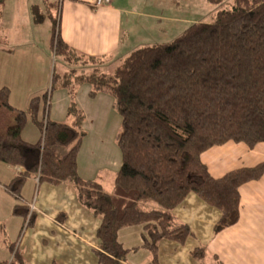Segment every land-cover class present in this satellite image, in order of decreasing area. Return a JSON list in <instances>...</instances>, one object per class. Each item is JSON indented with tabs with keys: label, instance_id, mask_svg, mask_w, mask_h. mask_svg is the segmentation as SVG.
Segmentation results:
<instances>
[{
	"label": "trees",
	"instance_id": "1",
	"mask_svg": "<svg viewBox=\"0 0 264 264\" xmlns=\"http://www.w3.org/2000/svg\"><path fill=\"white\" fill-rule=\"evenodd\" d=\"M228 1L207 0L211 5ZM4 2L0 0V8ZM46 3L51 12L60 9L59 0ZM51 12L32 9L35 24L47 17L53 22L51 89L25 111L10 105L8 88L0 89V162L25 170L7 190L19 199L33 176L41 182L74 184L80 203L101 220L99 264H124L129 251L119 233L133 226H144L143 248L159 264L161 241L184 244L192 236L190 227L174 215L191 194L221 212L215 233L238 224L240 189L264 176V162L215 178L202 156L229 143L249 149L264 143V0H235L213 23L194 24L171 43L139 48L113 71V58L86 56L70 47ZM84 84L92 87L91 98L100 93L113 97L122 118L117 137L122 168L111 194L78 174L86 134L84 113L74 101L71 124L39 119L42 102L48 103L55 91L70 89L74 95ZM28 118L43 135L35 145L22 139ZM13 214L28 220L27 228L33 226L30 207L17 206ZM10 248L9 264H28L15 245ZM204 252L199 248L193 255L202 259Z\"/></svg>",
	"mask_w": 264,
	"mask_h": 264
},
{
	"label": "crops",
	"instance_id": "2",
	"mask_svg": "<svg viewBox=\"0 0 264 264\" xmlns=\"http://www.w3.org/2000/svg\"><path fill=\"white\" fill-rule=\"evenodd\" d=\"M46 1L31 7L33 25L41 26L47 21L53 24L50 17L40 25L35 24L33 19L32 9L35 6L43 14L51 12ZM59 2L61 36L79 53L97 58L108 56L114 61L127 43L134 41L132 35L128 36V28L124 23L133 12L127 10L119 0H112L110 5L101 7L96 5L97 0ZM5 4L6 0L0 8V41H5L12 32L1 20ZM56 12L54 9L51 13L55 15ZM147 17L156 22L161 21L160 17ZM154 25L158 26L157 23ZM158 30L161 31V28ZM51 40L47 46H43L36 38L0 45V89L10 90V105L14 109L25 111L34 98H42L51 89L56 62ZM91 90L90 85L84 84L74 89V95L70 89L55 91L48 103L42 102L39 119L43 121L47 117L53 122L71 124L73 118L69 115V109L74 101L84 113L82 128L86 134L78 154V174L84 181L99 182L104 191L111 194L122 168L119 148V155L117 152L119 118L114 98L105 93L91 98ZM77 91L81 95L79 98L75 93ZM42 136L40 129L28 118L22 139L35 145L42 140ZM240 145L244 144L229 143L213 148L202 156L215 178L264 162L263 159L253 163V151L256 149H260V155L264 156V143L255 149L245 145L252 151L249 153ZM231 154H234L236 162L225 161L228 171H214V160L216 162L224 155ZM240 159L246 162L240 163ZM24 172L23 167L0 162V223L4 225V232L0 235V264L12 262L10 246L13 245L21 251L28 264H99L97 251L100 250V242L97 234L101 220L80 203L76 186L67 182H41L37 176H33L24 184L18 199L7 187ZM240 196L238 224L215 233L221 212L197 195H189L174 211V215L180 223L190 227L192 236L184 244L161 241L158 248L159 264H264V176L244 185L240 189ZM32 204L36 207L31 212L35 221L33 226L27 228L28 220L14 216L13 212L17 206L30 207ZM144 235V226L127 227L120 231L119 241L129 251L124 264H153L152 254L143 248ZM199 248L205 250L202 259L193 255Z\"/></svg>",
	"mask_w": 264,
	"mask_h": 264
},
{
	"label": "rangeland",
	"instance_id": "3",
	"mask_svg": "<svg viewBox=\"0 0 264 264\" xmlns=\"http://www.w3.org/2000/svg\"><path fill=\"white\" fill-rule=\"evenodd\" d=\"M43 0H6V4L2 9V22L6 24L7 29H11V35L8 38L0 41V45H10L30 41L36 38L47 46L53 34V24L47 21L41 26H36L31 23V7L33 5H41ZM132 15H128L124 21L128 36L132 35L134 41L127 43V46L122 50L120 56L114 60V65L110 71L121 64L133 51L156 44H167L175 41L192 25L197 23L210 24L215 21L216 15L223 10L231 9L235 0H230L221 5H211L207 0H119ZM57 19L59 17V9L56 10ZM143 15L141 17L137 16ZM145 16L160 17L161 21L156 22L145 18ZM155 23L158 24L154 25ZM60 25V24H59ZM161 28V31L158 30ZM3 41V42H2ZM55 64V62H54ZM76 96L78 91L75 92ZM78 94V98L80 97ZM118 130L121 131L122 118L119 116ZM248 153L250 151L245 145H240ZM61 154H64V149H59ZM117 152L119 155L118 147ZM253 155V163L264 159L260 149H256ZM210 155V154H209ZM259 155V156H258ZM208 157V155H207ZM257 157V158H256ZM234 154L231 156L224 155L222 159L214 160V171L226 173L228 168H225L226 160H233ZM256 159V160H255ZM240 163H245V159H240ZM233 163V164H234ZM230 167H232V165ZM241 165V164H239ZM257 165V164H253ZM220 175V174H219ZM222 175V174H221Z\"/></svg>",
	"mask_w": 264,
	"mask_h": 264
},
{
	"label": "built area",
	"instance_id": "4",
	"mask_svg": "<svg viewBox=\"0 0 264 264\" xmlns=\"http://www.w3.org/2000/svg\"><path fill=\"white\" fill-rule=\"evenodd\" d=\"M111 3H112V0H97L96 5L98 7H101V6H105V5H110ZM30 208H31V212L36 210V207L34 204H32L30 206Z\"/></svg>",
	"mask_w": 264,
	"mask_h": 264
}]
</instances>
